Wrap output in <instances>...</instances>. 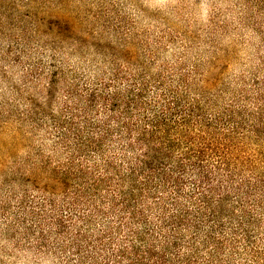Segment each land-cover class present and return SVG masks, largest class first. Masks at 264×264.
Here are the masks:
<instances>
[{
    "label": "trees",
    "instance_id": "obj_1",
    "mask_svg": "<svg viewBox=\"0 0 264 264\" xmlns=\"http://www.w3.org/2000/svg\"><path fill=\"white\" fill-rule=\"evenodd\" d=\"M256 80L222 96L187 75L114 69L77 91L57 252L77 264H264Z\"/></svg>",
    "mask_w": 264,
    "mask_h": 264
},
{
    "label": "rangeland",
    "instance_id": "obj_2",
    "mask_svg": "<svg viewBox=\"0 0 264 264\" xmlns=\"http://www.w3.org/2000/svg\"><path fill=\"white\" fill-rule=\"evenodd\" d=\"M114 69L252 91L264 0H0V264H77L57 252L63 130L77 91Z\"/></svg>",
    "mask_w": 264,
    "mask_h": 264
}]
</instances>
